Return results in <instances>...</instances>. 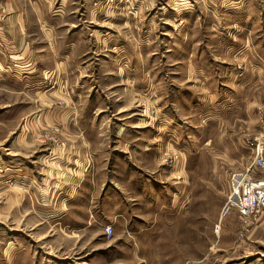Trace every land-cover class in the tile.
<instances>
[{
  "label": "rangeland",
  "instance_id": "374dc122",
  "mask_svg": "<svg viewBox=\"0 0 264 264\" xmlns=\"http://www.w3.org/2000/svg\"><path fill=\"white\" fill-rule=\"evenodd\" d=\"M38 10L36 6L30 5L29 0H0V15L12 20L9 24L13 32L29 42V49L38 53L45 63L52 65V57L47 58L52 44L40 31L36 17ZM59 11L67 10L55 6L54 12ZM258 14L260 20L256 24ZM89 15L85 10L84 0H74L69 18L62 26V34L66 35L75 27L89 31V51L94 52L96 57V70L90 76L98 80L106 100V103H100L97 107L100 119H96V115L93 119L79 118L88 97L80 102V97L72 91V83L66 78L60 82V78L51 70L45 71L43 82H38L41 88L50 89L48 94L51 100L48 103L36 92L22 91L19 85L16 89L0 86V264H264V246H258L255 250L241 247L243 243L240 241L245 237L240 232L250 234L251 226L255 224L244 226V217L238 208L231 207L230 211L225 212L230 202V178L228 188L222 192L215 184H210L212 178L208 176L211 166L209 162L212 159L227 158L226 152L215 150L210 145L217 142L216 124H203L202 112L190 105L182 107L185 124L180 119V124H176L181 133L182 146L190 148L187 144L190 141L187 134L190 132L197 138L199 144L196 146L202 148L192 151L173 148L168 150L169 141L173 143V139H166V136L161 140L158 133H163L160 127H164L166 120H171L169 115L172 112L167 109L170 104L168 101H161V105L166 106L163 111L160 101L153 93L154 89L156 92V82H204L202 80L208 79L221 81L220 70L224 69V77H227L232 64L234 67L230 69V73L240 80L247 76L250 64L257 61L258 53L259 62L264 63V0H94L92 15L97 19L90 22L87 17ZM101 15L108 18L105 23L101 20ZM8 16L13 17L9 19ZM196 18H199L197 22ZM186 19L189 26L185 25ZM1 35L0 50H5L6 44ZM190 36H193L195 45L192 58L197 49L200 51L206 46L208 50L199 61L203 67L186 70L184 37ZM125 41L133 43V49L136 45L144 48L145 64L143 71L139 68V73L144 76L143 82L146 84L141 95L131 92L128 97L125 85L115 84V73L112 76L104 75V72L113 71L108 67H101L103 62L107 64L110 56L113 61L124 63L126 72L129 70L130 74H137L138 69L132 63ZM81 42L83 44L84 41ZM180 46V58L169 56V52H175ZM115 51L119 52L116 56L113 54ZM21 60L11 58L3 67L0 66V78L2 74L12 73L13 82H23L25 75L37 72L38 62L35 57L30 61V69L26 73L19 66ZM205 64L212 72L211 75ZM218 67L220 70H217ZM130 79L133 80L132 77ZM131 80L127 82H133ZM56 88H60V91L53 94L52 91ZM162 89L167 92L166 86L163 85ZM86 114L90 115L87 111ZM139 117H144L142 123H138ZM146 118L148 121L153 118L155 126L153 121L148 122ZM246 122L240 119L238 123L239 131L243 134L241 154L239 163L235 158V165L230 168L231 173L247 169L253 159V146L249 141L264 134V123L251 129ZM136 124L145 129L156 128V160L151 155V159H147L150 164L146 168L156 175V186L161 184L167 187V183L159 181V173H167L166 180H169L170 167L178 166V161L183 160V171L187 170L186 176L191 181L193 179L197 187L191 193L190 197L193 198H189L193 199L191 209H186L189 200L183 194L177 195L175 207L166 194L164 198L168 203H165V211L159 212L157 199L156 207L141 210L137 207L133 215L139 226L136 232L128 230L121 220L115 224L108 221L104 226L101 223L105 221L100 224L92 223L87 228L74 230L64 223L63 216L41 214L33 209L35 204L38 207L45 205H41L37 198L26 199L24 186L27 184V189L32 188L30 182L25 184V181H17L9 176L8 156L16 152L44 166L47 163H43V160L49 158L71 162L75 158H88L98 163V171L103 172L97 184V192H93L95 195L92 194V197L97 202L98 215L104 214L106 210L100 209V200L106 182L111 179L121 180L118 173L120 170L114 169L112 162L116 158L130 157L126 151L112 152L114 141L109 139L107 129L117 125L132 128ZM88 125H101L103 133L92 137L73 131L74 127ZM23 131L24 140H17ZM169 132L165 130L166 134H170ZM207 136H212V140L210 144L204 145V138ZM153 140L155 142L154 138ZM193 146L196 147L194 143ZM68 147L72 149L65 150ZM195 160L202 163L192 167ZM71 170L78 171L74 168ZM253 171L256 178H264V171L259 167L253 168ZM44 175L49 178L48 182L52 186L59 181L52 170ZM118 184L122 187L120 182ZM130 195V200L139 203L146 194L139 197ZM91 212L94 215L96 210L91 209ZM251 221L256 223V217H252ZM108 226L112 227L111 234L107 231ZM221 226L225 233L235 231L234 240L217 241ZM244 227L248 230L243 229Z\"/></svg>",
  "mask_w": 264,
  "mask_h": 264
},
{
  "label": "crops",
  "instance_id": "0c3cea01",
  "mask_svg": "<svg viewBox=\"0 0 264 264\" xmlns=\"http://www.w3.org/2000/svg\"><path fill=\"white\" fill-rule=\"evenodd\" d=\"M29 1L32 7L36 6L39 8L36 16L37 22L40 31L48 39L47 41L52 44L50 56L47 58L52 57L53 64L49 65L48 63H45L38 53L35 54L30 50L28 45L29 42H26L25 39L17 36V34L13 32L12 26L9 24L12 20H7V17L4 18L0 15V33L2 34L0 35L1 37L3 36V40L6 44V49L0 50V66L3 67L11 58L22 59L20 63L21 65L19 64V66L22 67V71H25L24 73H26L29 71L30 61L34 57L38 62L37 72L35 74L25 75L22 78L23 82H13L14 74L11 75L12 73L2 74V77L0 78V86L2 85L8 89H16V86L19 85L22 87V91L24 90L26 93L36 92L45 102L48 103L51 100V97L48 94L50 93L48 91L50 89L41 88V86L38 85V82L43 80L45 71L51 70L57 74V78H60V82L61 79L63 80L66 78L72 83V91L80 97V102L84 100L86 96L88 97L82 112H80L82 115L78 116L81 119H93L95 115L97 116L98 114L97 112L99 110H97V107L100 106V103H106V100L98 80H95L94 78L92 79L90 76L91 73L96 70V57L94 56V52L89 51L87 42L90 37L89 31L85 32L83 29H80V27H75L71 28L66 35L62 34V26L69 18V10L72 9L74 0ZM84 5L85 10L90 14L87 16L89 17L88 19H90V22L95 21L97 18H94L92 15L94 0H84ZM55 6L64 8L67 11L54 12ZM81 15L85 16L84 13ZM12 17L13 16H8L9 19H12ZM100 18L104 23L108 19L103 15H101ZM256 18L255 22L257 24L260 20V14H258ZM198 20L199 18H196L195 22ZM185 25L189 26L187 19ZM191 29L192 27L190 26V30ZM92 30L94 33L95 26ZM186 30L185 27V31ZM184 38L185 50L183 53L185 54V69L187 70L188 68L192 70V68L203 67L200 66L199 61L208 48L203 46L200 51L197 49L195 57L192 58L194 56L192 51L195 48V45H193L194 38L193 36ZM81 41H84L83 44H81ZM124 45L126 46V50L130 51L129 54L132 63H135V66L138 69L136 75L134 73L130 74L129 70L126 72L124 63H121V61H119V63L115 62L110 56L108 58L106 57L107 64L103 62L101 67L102 69L108 67L113 71L108 73L104 72V75L112 76V73H115L116 76L113 79L115 80L114 82H117L115 84H122V86L125 85L124 88L128 92V97L131 96V92L135 95H141L143 93V87L146 84L143 82L145 81L144 76H141L139 73V68L142 71L144 69V48L142 46H139V48L136 45L133 49L131 47L133 46V43L130 44L127 41L124 42ZM181 48L182 46L176 48L175 52H169V56L172 55L180 58ZM116 53L119 52L115 51V53H113L114 56H116ZM258 57H260L259 53L256 55L257 61L250 64L247 76L240 80H237L234 75H231L232 73H230V69L234 67L232 64L228 69L229 74L227 77H224V69L220 70L219 67L217 68V70L221 71L222 76L219 77L221 81H212L211 79H208L202 80L204 82H156V92L155 89L153 90L156 99L158 102L160 101V105L162 102L165 103L167 101L170 104L167 106V109L172 112L170 113L169 118L173 121L170 120L169 122V120H166L167 125L165 124L164 127H160V129H163V133H158L161 140H163L164 137L166 138V136V139H173V143L169 141L168 150L173 148L176 150L192 151L202 148L201 146H196V144H199L196 141L197 138H195L190 132L187 134V137L190 140L187 144H189L188 146H190V148L186 147L187 145L185 147L182 146L183 141H181V133L177 130L176 125L180 124L178 123L179 119L183 120V123L185 124V114L184 111L182 112V107L190 105V107L195 110L202 112L201 116H204L203 124H216L218 128L217 142L210 144L209 142L212 140V136H207L204 138V145L210 144L215 150L226 152V159H212L211 162H209L211 166L208 171V176L210 179L212 178L210 184H215L221 192L229 186L230 168L235 165V158L237 163L240 161V144L243 134L239 131V120L244 119L245 122L247 121L246 123L251 129L256 125L260 126L264 123V63L259 62ZM204 66L208 72H211L209 71L207 64ZM209 74L211 75L212 72ZM130 77H132L133 80H131ZM128 80L133 82H127ZM163 85L167 87L166 93L164 89H162ZM60 88L62 89L61 86ZM60 88L59 90L57 88L53 90V94H57L58 91H60ZM162 97H164L163 100H160ZM131 98L133 99V97ZM155 103L156 102H154V104ZM164 109H166V106H162L163 111ZM86 111L90 115H87ZM96 119L100 118L97 116ZM142 120H144V117H139L138 123H142ZM145 120L148 121L147 118ZM153 120L154 119L151 118L148 122ZM168 123L170 126H168ZM230 124H233V126H230ZM153 125L155 126L154 121ZM230 128H232V130H230ZM102 129L101 125H88L79 128L74 127L73 131L80 132L79 134L82 133L86 136H99L103 133L101 132ZM155 129H145L144 127L138 126V124H136L135 127L132 126V128L117 125L111 126L107 129L109 139L114 141L112 142L114 146L112 152L126 151L127 155L130 157L116 158L112 162V167L120 170V172H118L120 175H118L121 180L116 181V179H111L106 182L102 200H100V209H105L107 211V213L105 211L104 214L98 215L99 213L97 210L99 208L97 209V202L92 197V194L97 192V184L101 180V174H103V172L100 173L98 171L99 164L95 161L92 162L93 160L91 161L88 158H75L71 162L70 160L65 161L64 159L49 158L43 160V163H47L46 166L48 165V167H46L43 164H36L37 162L34 160L26 158L25 155L16 152L13 153V155L8 156L7 169L9 170V176H13L11 178L16 179L17 181H25V184L26 182H30L32 188L27 189L29 188L27 184L24 186L26 199L36 200L37 198L40 200L41 205H45V207L47 206L46 208L38 207V205L35 204L33 205V209L38 210L41 214L48 215L54 213L57 214L55 216H63L62 220H64V223L68 224V226L72 227L74 230L87 228L92 223L98 222L100 224L105 221V223H101L104 226L108 221L109 223L113 222L115 224L117 221L121 220V222L124 221L122 225H126L128 230H131V232L135 230L134 232H136L139 229V226L133 219L135 218L133 215L136 213L138 206L140 210L141 208L156 207L157 199L159 202V212H161V210L165 211V203H168L164 198L166 194L169 196V201L171 200L175 207V199L177 195L179 196L180 194H183L185 199L189 200V198H193L190 197L192 191L197 188L194 185L193 179L191 181L190 177L186 176L187 170L183 171V160L181 159L178 161V166L170 167L168 170V173H170L169 180H166L167 173H159V181L167 183V187H164L161 184L156 186V175L152 174V171L146 169L150 164V161L147 159H151V155H153L152 159L156 160L154 158L157 154ZM165 130L170 131V134H166ZM23 133L25 134L23 131L22 135L18 136L16 139L23 141ZM153 138L155 139V142ZM166 139H164V141H166ZM193 143L196 147L193 146ZM89 147L91 149V145H89ZM181 147L184 148L181 149ZM191 147L194 148L192 149ZM71 149V147H68L65 150ZM199 162L195 160L191 166L196 167L199 165ZM201 163L202 162H200V164ZM71 168L78 171L73 172ZM50 170H52L59 178V181L56 182L54 186L48 182L49 178L47 179L46 175H44ZM116 173L117 171H115V174ZM118 182L122 184V187ZM130 194H134L138 197L143 196L144 194L147 196L144 195L141 202L137 203L134 202V200H130ZM192 200H189L186 209H191ZM90 208L96 210L94 215ZM169 213H171V211ZM175 214L176 213H174V215ZM256 221V223H253L255 225L252 224L253 226H251L250 234L245 238H242L240 241L243 243L241 247H244L246 250H255L258 246H264V209L261 212L260 218ZM215 229L217 231V228ZM222 231H224V227L221 226V229L219 228V237L217 240L219 243L223 242L224 239L234 240L236 237L235 231L231 232V234L229 231V233H225V231L222 233ZM256 253H258V251H256Z\"/></svg>",
  "mask_w": 264,
  "mask_h": 264
},
{
  "label": "built area",
  "instance_id": "2783aa9c",
  "mask_svg": "<svg viewBox=\"0 0 264 264\" xmlns=\"http://www.w3.org/2000/svg\"><path fill=\"white\" fill-rule=\"evenodd\" d=\"M249 142L253 146V159L247 169L231 173L230 202L225 209V212H228L231 207L238 208L244 217L242 220L244 226L248 227L253 224L251 218L256 217L257 220L260 212L264 209V178H256L254 176L256 173L253 171L255 167H259L264 171V134ZM107 229L111 234L112 227L108 226ZM240 235L247 236L242 232H240Z\"/></svg>",
  "mask_w": 264,
  "mask_h": 264
}]
</instances>
